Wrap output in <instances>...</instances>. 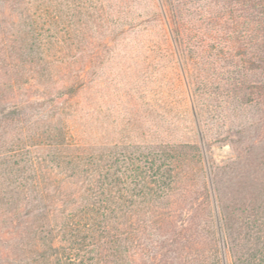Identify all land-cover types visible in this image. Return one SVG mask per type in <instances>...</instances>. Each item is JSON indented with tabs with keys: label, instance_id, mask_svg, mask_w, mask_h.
Wrapping results in <instances>:
<instances>
[{
	"label": "rangeland",
	"instance_id": "1",
	"mask_svg": "<svg viewBox=\"0 0 264 264\" xmlns=\"http://www.w3.org/2000/svg\"><path fill=\"white\" fill-rule=\"evenodd\" d=\"M27 7L0 0V264H96L95 251L53 239L56 201L80 183L56 158L63 134L141 151L199 134L214 178L233 153L229 126H247L252 113L220 95L221 86L214 91L221 75L213 57L203 66L166 48L155 0L69 1L71 33L61 46L50 15L26 17L45 6Z\"/></svg>",
	"mask_w": 264,
	"mask_h": 264
},
{
	"label": "trees",
	"instance_id": "2",
	"mask_svg": "<svg viewBox=\"0 0 264 264\" xmlns=\"http://www.w3.org/2000/svg\"><path fill=\"white\" fill-rule=\"evenodd\" d=\"M22 1L28 11L45 6L26 17L36 23L50 15L58 45L71 33L68 2L93 7V0ZM155 5L166 48L203 66L213 57L221 75L214 91L224 88L219 94L251 111L252 121L229 126L233 153L214 178L199 134L141 151L133 144L104 149L68 130L56 158L67 160L68 176L80 183L56 201L53 239L95 251L96 264H264V0ZM196 78L203 92L206 83Z\"/></svg>",
	"mask_w": 264,
	"mask_h": 264
}]
</instances>
